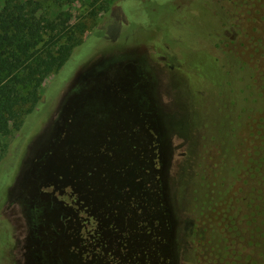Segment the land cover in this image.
Wrapping results in <instances>:
<instances>
[{"label":"rangeland","instance_id":"374dc122","mask_svg":"<svg viewBox=\"0 0 264 264\" xmlns=\"http://www.w3.org/2000/svg\"><path fill=\"white\" fill-rule=\"evenodd\" d=\"M15 1L39 3L59 46L84 45L42 79L35 113L19 110L0 134V264H178L171 179L188 91L173 73L193 53L173 19L183 1ZM211 1L232 48L260 58L264 2ZM187 10L190 25L198 10Z\"/></svg>","mask_w":264,"mask_h":264},{"label":"trees","instance_id":"16d2710c","mask_svg":"<svg viewBox=\"0 0 264 264\" xmlns=\"http://www.w3.org/2000/svg\"><path fill=\"white\" fill-rule=\"evenodd\" d=\"M182 1L173 19L193 53L191 63L173 73L188 91L181 106L188 133L171 179L177 263L264 264V51L247 61L216 22L211 0ZM38 5L5 0L0 8L1 135L10 133L19 110L35 113L42 79L64 68L84 45L70 37L59 46L63 35L39 15ZM183 8L198 10L193 24L179 17ZM5 152L0 146V164ZM2 208L0 202V213Z\"/></svg>","mask_w":264,"mask_h":264}]
</instances>
